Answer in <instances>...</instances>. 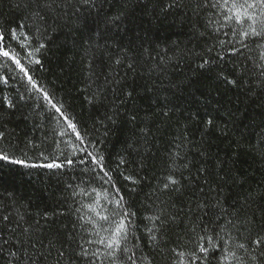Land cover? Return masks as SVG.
Listing matches in <instances>:
<instances>
[{"label":"snow or ice","instance_id":"obj_1","mask_svg":"<svg viewBox=\"0 0 264 264\" xmlns=\"http://www.w3.org/2000/svg\"><path fill=\"white\" fill-rule=\"evenodd\" d=\"M105 5L110 10L115 7V12L109 15ZM15 7L20 13L16 21L0 20V61L14 65L24 93L29 99L44 102L37 107L45 108L49 122L59 130L39 143L28 138L22 144L11 145V150L0 147V167L7 164L47 170L57 179L69 170L79 176L72 177L75 183H65L62 210L51 214H33L14 192H0V264H47L53 251L55 264H62L64 248L73 244V256L80 264H143L147 260L142 251L144 241L152 250L164 251L169 231L181 225L183 231L176 233L178 239L190 237L185 243H195L196 251L177 252L173 248L181 258L179 264H185L186 256L191 257L189 264H248L249 260L264 264V234L252 239L245 236L246 232L251 235L257 221L252 203L264 199V191H249L247 196L226 205L219 197L222 189L209 180L212 170L204 166L196 173L203 177L207 192L203 186L197 190L191 179L192 162L187 152L180 151V141L191 143L186 129L185 134L173 138L175 150L166 152L160 174L154 173L155 184L141 202L149 214L141 217L122 194L118 178L129 182V192L141 190L144 177L139 170L148 167L142 155V149L149 150L148 127H139L126 143V155L112 160L102 147L103 141L91 138L69 107L34 75L44 70L45 58L53 46L58 49L70 37L80 56L84 85L80 91L89 104L105 107L103 118L95 122L101 125L118 122L121 106L136 93L137 75L147 77L144 87L154 95L160 114L168 117L175 109L174 89L184 83L172 80L171 70H180L181 64L194 58L199 59L195 65L197 75L212 73L216 82L229 91L249 101L264 100V0H16ZM141 7L149 23L171 17V23L187 27L191 39L204 40L206 44L212 41L211 47L201 54L181 48L175 41L162 43L153 39L148 29H143L142 35L130 17ZM129 34L132 38L121 43ZM60 36L64 40L57 43ZM10 41H16L22 51H17ZM213 51L215 56L211 55ZM4 62H0V69L7 66ZM148 81H152L151 86ZM0 83L6 85L8 80L0 76ZM110 92L114 99L106 103ZM121 92L123 99L117 104ZM24 98L21 94L20 99ZM223 115L225 123L235 120L234 112L228 108L223 109ZM194 117L198 118L199 112L189 119ZM137 119L134 113L129 116L130 122ZM215 119L212 115L203 121L202 137H207ZM229 130L221 132L226 135ZM250 131L261 146L257 154L264 161V118L261 123L253 122L251 128L245 125L239 132L240 140ZM107 134L106 130L104 135ZM4 138L5 133L0 132V141ZM255 147L250 144V150ZM196 150L201 157L209 158L203 149ZM30 152L42 162H30ZM133 154L141 157L137 171L127 167ZM217 168L224 171L223 162ZM217 176L220 180L226 178L219 172ZM186 192H191L190 198L177 204ZM63 217L72 218L71 230L67 224L53 230L57 218ZM259 220L264 232V209H260ZM69 264H74L71 258Z\"/></svg>","mask_w":264,"mask_h":264},{"label":"trees","instance_id":"obj_2","mask_svg":"<svg viewBox=\"0 0 264 264\" xmlns=\"http://www.w3.org/2000/svg\"><path fill=\"white\" fill-rule=\"evenodd\" d=\"M15 2L16 0H0V20L16 21L20 13L15 7ZM104 10L111 15L115 12V7L110 10L105 5ZM143 11L144 9L141 7L130 13V17L135 20V25L142 35L143 29H148V35L153 39H158L162 43L175 41L181 48L195 49L201 54L207 47H211L212 41H208L206 44L204 40L191 39L187 27L181 28L171 23V17L159 23L156 21L149 23L148 18L142 15ZM131 38L132 35L129 34L121 40V43H127ZM63 40L64 37L60 36L56 42L60 43ZM23 42L26 43V41ZM10 43L17 51H22L16 41H10ZM77 51L72 47L69 37L68 42L58 49L53 46V51L45 58L44 70L37 71L34 75L48 91L54 94L57 100H62L69 107L72 114L80 121L82 128H87L91 138L99 137L103 141L102 147L112 160L118 155H126L124 151L126 143L133 133L138 131L139 127H148L149 150L142 149V155L148 167L139 170L137 161L141 157L136 154L129 157L130 163L127 166L129 170H139V175L144 177L140 186L141 190L136 193L129 192L126 187L129 182L118 178L122 194L129 199L133 209L141 217L149 214L141 202L145 201V194L150 191L151 185L155 184L154 173L160 174L159 166L162 161L167 159L166 152L170 149L175 150L174 144L171 143L173 138L185 134L186 129L191 143L180 141L183 144L180 151L181 154L187 152L188 160L192 162L191 179L197 190L203 186L207 192V185L204 184L203 177H198L196 173L197 168L204 166L212 170L209 180L222 189L219 192V197L226 205H231L241 197L247 196L249 191L254 193L264 191V161L257 154L261 146L251 131L243 140H240L239 137V132L245 125L251 128L253 122L261 123L264 118V100L257 98L249 101L236 91H229L224 84L216 82L212 73L197 75L195 65L199 63V59L194 58L181 64L180 70H171V79L177 83L182 81L184 83L174 89L172 104L175 105V109L168 117L160 114L154 95L144 87L147 77L141 79L137 75L136 93L121 106L117 116L118 122L115 125L111 123L101 125L95 122L103 118L105 107L89 104L85 100V93L80 91L84 85L81 83L83 75ZM211 55L215 56L216 52L213 51ZM4 63L7 66L0 69V76H4L8 83L6 85L0 83V132L5 133V138L0 141V147L11 150V145L22 144L28 138L39 143L55 135L59 130L58 126L54 122H49L44 107H37L38 103L43 104L44 102L38 99H29L28 95L24 93L23 85L18 82L19 76L14 70V65L10 61ZM225 70L227 71V68ZM186 77L187 80H185ZM156 83L159 84V81ZM151 84L152 81H148V86ZM131 87V81H129V90ZM21 94L25 96L23 100L20 99ZM118 95L120 99H117L116 103L120 104V100L123 99L122 92ZM113 99L110 92L106 103H110ZM10 104L13 106L9 107ZM218 108L220 111H216ZM224 108L234 112V121L229 120L225 123ZM196 112H199V117L189 119V116ZM133 113L138 117L136 122L129 120V116ZM212 115L216 118L213 128L204 138L201 135L203 121ZM224 128L230 129L226 135L221 132V129ZM106 130L108 134L105 136ZM250 144H256V147L250 150ZM197 148L206 151L209 158L201 157ZM16 154L19 156L20 152L17 151ZM29 156L33 157L30 162H42L37 160L31 152ZM221 162H223L224 171H219L217 168ZM218 172L219 175L226 176V178L220 180L217 176ZM184 175L187 176L188 173L185 172ZM73 176H79V173L69 170L65 176L57 179L50 176L47 170L24 169L5 164L0 167V192H14L19 201L26 204L33 214L37 212L51 214L62 210L61 205L64 203L62 193L65 183H75L76 181L72 180ZM190 196L191 192H186L183 197L177 199V204L187 201ZM260 209H264V199H257L252 203L251 211L255 213L257 221L252 226L251 235L245 233L249 239L254 238L257 234H264L261 231L259 220ZM71 220V217L57 218L53 230L64 224H67L68 229L71 230ZM182 231L183 225L180 226V229L169 231L168 242L163 245L164 251L152 250L147 246L148 242L144 241L142 251L147 260L143 261V264H173L174 261L179 264L181 258L173 253V248L177 252L192 253L196 251L195 243H185V240L190 237L178 239L176 233ZM75 247L76 245L73 244L71 247L64 248L65 258L62 264H69V258L74 261V264H80V261L73 256L72 249ZM256 254L258 255V253ZM55 259L56 253L53 251L47 264H55ZM190 259V256L184 257L185 264H189ZM248 264H253V262L249 260Z\"/></svg>","mask_w":264,"mask_h":264}]
</instances>
